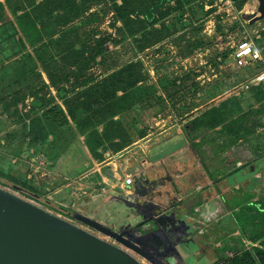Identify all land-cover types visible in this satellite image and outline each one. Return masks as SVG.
Segmentation results:
<instances>
[{
  "label": "rangeland",
  "instance_id": "374dc122",
  "mask_svg": "<svg viewBox=\"0 0 264 264\" xmlns=\"http://www.w3.org/2000/svg\"><path fill=\"white\" fill-rule=\"evenodd\" d=\"M74 1L77 8L67 0H0V189L148 264L74 216L51 208L46 193L27 178L26 160L31 159L32 147L36 149L28 132L32 121L41 119L46 110L41 105L34 107L33 102L38 96L46 100L51 95L46 103L54 112L49 116L53 125L48 130L55 137L53 146L62 142L68 130L72 139L73 128L76 138L84 137L86 142V136L95 128L103 135L108 123L100 124V119L89 112L80 116L77 111L80 126L76 125L65 102L76 109V99L82 92L111 75H119L127 66H137L144 76L138 86L149 92L119 114L125 117L131 132L147 134L150 120H139L146 112L152 117L158 112L156 119L159 115L165 117L166 128L178 124L181 129L193 131L191 123L204 120L205 113L215 109L219 111V117H215L219 126L248 135V142L242 143L248 151L254 146L264 148V85H251L249 72L236 69L231 60L234 47L245 39L264 51V19L248 20L260 15V0H146V4L145 0H132L136 11L151 8L156 23L150 25L145 15L132 14L128 26L122 24L114 8V3L122 4L121 0ZM26 13L36 29L43 30L42 40L35 45L29 43L22 29L28 24H22ZM50 76L55 80L52 90L47 87L52 84ZM123 94L118 92V96ZM116 124L121 129L119 138L106 141L104 149L110 144L123 147L132 143L123 125ZM81 126H85L86 135L80 132ZM53 146L49 148L53 150ZM6 175L17 180L18 187ZM19 187L31 188L32 194L40 198L26 196ZM252 248L257 247L249 250ZM227 253L223 257L234 256L233 252L231 257Z\"/></svg>",
  "mask_w": 264,
  "mask_h": 264
},
{
  "label": "flooded vegetation",
  "instance_id": "af4514ba",
  "mask_svg": "<svg viewBox=\"0 0 264 264\" xmlns=\"http://www.w3.org/2000/svg\"><path fill=\"white\" fill-rule=\"evenodd\" d=\"M233 152L236 153H219L224 157L223 165L216 163L214 156H208L210 162L206 165L198 147L191 144L182 158L167 159L160 164V169L152 167L143 172L148 182L140 189L138 199H141L125 202L131 207V214L142 215L140 222L129 228H108L140 246L156 232L147 226V235L143 239L138 229H144L147 221L161 213L162 208L175 205L178 212L175 217L179 222L167 221L168 227L161 229L149 245H144L150 261L135 255L148 264H223L226 245L235 248L241 241L234 213L241 210L242 204L233 208L231 201L235 197L243 201L246 194H251L254 195L252 203H257L264 196V177L261 173L264 172V157L254 150ZM208 167L210 172H221L213 178ZM174 182L180 189L178 196L171 198L169 188Z\"/></svg>",
  "mask_w": 264,
  "mask_h": 264
},
{
  "label": "crops",
  "instance_id": "0c3cea01",
  "mask_svg": "<svg viewBox=\"0 0 264 264\" xmlns=\"http://www.w3.org/2000/svg\"><path fill=\"white\" fill-rule=\"evenodd\" d=\"M258 48L264 56L263 48ZM47 87L52 90V84H47ZM50 96V94L47 95L46 100ZM156 114L154 117L157 116ZM141 116L139 120L142 123L150 120L147 123L149 125L147 134L142 135H139L138 131L129 130L124 116L119 115L114 119L116 123L123 125L126 138H129L132 143L123 147L121 151L110 148L100 149L102 160L95 159L91 155L84 137H80L78 133L80 138H76L75 128H73L74 137L71 139L70 131H66L68 132L64 136L66 138L63 137L57 147L53 146L55 137L51 135L44 144L34 143L33 146L36 149L32 147L31 159L26 160L29 164L24 170L28 172L27 178L33 182L35 187L46 193L47 204L61 214L69 217L81 215L92 218L113 229L133 226L134 223L140 222L142 215L131 214V207L125 205V197L131 196L130 201L132 202L141 199H138L140 189L148 182L143 172L152 167L160 169V164L167 159L182 158L191 144L197 147L201 145L203 152L206 153L203 154V161L207 165L212 155L210 141L215 138L218 144L222 142L215 135L211 136L209 132L197 136L191 129L186 131V127L181 129L178 124H172L166 128L165 117L160 115L158 119L148 112ZM150 123H153V126ZM242 143L243 141L240 140L238 147L226 151V154H235L236 152L233 151L238 150L248 151L247 145L244 146ZM50 146H53V150L49 148ZM44 150L47 153H44ZM13 162L17 163L18 160L14 159ZM127 173L134 177V182L130 186L124 182V175ZM176 186L178 185L174 182L169 188L171 198L178 196ZM33 197L37 200L40 198L39 195ZM132 208H134L133 205ZM258 244L256 243L257 247L261 248Z\"/></svg>",
  "mask_w": 264,
  "mask_h": 264
},
{
  "label": "trees",
  "instance_id": "16d2710c",
  "mask_svg": "<svg viewBox=\"0 0 264 264\" xmlns=\"http://www.w3.org/2000/svg\"><path fill=\"white\" fill-rule=\"evenodd\" d=\"M70 4L75 5L74 0H67ZM86 1H95V0H86ZM116 1V0H115ZM161 0L160 2H163ZM121 5L114 3V8L118 13L120 20L124 26L127 25V21L130 19L132 14H136V16L145 15L148 20V24L152 25L156 23V20H153L152 17L153 13L151 8H147V10H135L132 6V0H121ZM146 0L144 4H146ZM39 5H37L38 7ZM133 7V8H132ZM77 8V5H75ZM23 17V23H28L27 25H23V32L27 36V39L31 45H35L39 43L42 38L43 30L36 29L33 19L31 18L29 13H26ZM153 20V21H151ZM145 21V20H144ZM140 23H144L143 21ZM40 61H43V57L39 55ZM126 73V74H125ZM128 74V75H127ZM144 79V76L137 70V66H127L123 69V71L119 75H111L105 82H100L91 86L88 90L82 92L80 96L76 99L75 108H72L65 102L67 113L72 118L73 122L76 125L80 126V123H77V116L75 112L78 111V115H82V113L91 114L94 119H100L97 122L102 124V122L108 123V128L104 129V134H99L96 128L92 131V133L86 136V146L89 149L91 155L98 160H102V155L99 153L100 149H104L106 145V141L108 140H115L119 138L118 132L121 130L120 126L113 121L114 117L118 116L119 114L128 110L132 104L139 103L140 97L146 96V93L149 92V89L144 88L142 86H138L139 82ZM50 80L52 86L55 87V80L53 76H50ZM122 91L124 94L122 96H118V92ZM139 96V99L137 98ZM86 100H85V98ZM84 99L81 103V99ZM89 102V104H88ZM33 106L41 105L42 108H46L44 110L42 118L34 119L31 123L28 135L32 139L33 143H46V140L50 134L48 131L50 126L53 125L50 115H52L53 110L52 108L48 109V104L46 103L45 97L42 96L41 98L36 99L33 102ZM96 104V105H95ZM75 109V110H74ZM57 110V109H56ZM60 113L63 114L62 111L59 110ZM64 115V114H63ZM219 117V111L212 109L205 113L204 120L194 121L191 123L192 125V132L194 135H201L203 133H211L212 136L215 135L217 139L221 140V143H217L215 138L214 140L210 141V147L212 148L211 156H214L215 162L223 165L224 157L219 156V153H224L232 148H236L239 144V141H244L248 139V135L245 133H241L237 129L227 128L224 125L219 126V122L215 117ZM90 119V117H89ZM104 119V120H103ZM86 128L88 125H86ZM82 127L80 132L82 135H86V128ZM218 127H221L218 129ZM189 128H186L187 131ZM202 132V133H201ZM112 138V139H111ZM243 139V140H242ZM204 142V140H203ZM248 142V141H247ZM110 144V148L115 151H121L123 147L127 146L124 145L121 147L119 144ZM198 149L200 154H206L203 152V148L201 145H198ZM253 150L259 155L260 157H264V148L260 146H254ZM207 157V156H206ZM218 164V165H219ZM210 169V167H209ZM208 172L211 174L213 178L219 175V172ZM0 174V178H1ZM7 176V175H6ZM15 187L17 186V180L14 178L7 176ZM19 190L23 192L28 197H33L34 194L31 192V188L28 187H19ZM254 195L246 194L245 198L240 200L239 197L233 198L231 201L232 207H240L241 210L239 212L234 213L235 221L238 225V229L241 232V241L237 247L232 248L229 244L223 249V253L227 251H232L234 256L232 258H225L223 264H264V196L257 203H252V199ZM245 202V203H244ZM242 240H245L249 245H253L259 243L261 248H252L251 250H246L244 246H242Z\"/></svg>",
  "mask_w": 264,
  "mask_h": 264
},
{
  "label": "water",
  "instance_id": "95a60500",
  "mask_svg": "<svg viewBox=\"0 0 264 264\" xmlns=\"http://www.w3.org/2000/svg\"><path fill=\"white\" fill-rule=\"evenodd\" d=\"M258 12L259 16H250L248 20L256 22L264 18V0H260ZM176 191L179 192L177 186ZM130 197L126 196L125 199ZM177 213L175 205L164 207L161 213L147 221L144 229L140 227L138 231L144 239L147 235L145 229L150 226L155 229L156 234L151 238L155 240L161 229L168 227L167 221L177 219ZM74 218L150 261L144 247L149 245L151 239L137 246L96 220L81 215H74ZM0 264L142 263L122 248L0 189Z\"/></svg>",
  "mask_w": 264,
  "mask_h": 264
},
{
  "label": "built area",
  "instance_id": "2783aa9c",
  "mask_svg": "<svg viewBox=\"0 0 264 264\" xmlns=\"http://www.w3.org/2000/svg\"><path fill=\"white\" fill-rule=\"evenodd\" d=\"M231 60L236 68L245 72L247 70L251 75L250 83L253 86L264 85V56L252 41L245 39L239 42L233 49ZM124 182L130 186L134 182V177L130 174L124 175ZM245 249L249 250L251 247H257L256 244L249 245L243 241ZM231 257V253H227Z\"/></svg>",
  "mask_w": 264,
  "mask_h": 264
}]
</instances>
